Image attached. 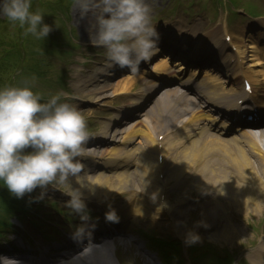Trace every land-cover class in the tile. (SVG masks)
<instances>
[{
  "label": "clouds",
  "instance_id": "clouds-1",
  "mask_svg": "<svg viewBox=\"0 0 264 264\" xmlns=\"http://www.w3.org/2000/svg\"><path fill=\"white\" fill-rule=\"evenodd\" d=\"M81 17L95 19L97 44L105 49L108 68H128L136 73L159 51L160 33L152 20L147 0H74ZM44 12L33 10V0H0V17L18 24L24 35L46 39L53 30ZM35 79V78H33ZM57 92L48 99L29 83L0 88V182L20 199L40 189L35 200L44 199L49 187L69 199L65 207L81 223L73 238H90L96 227L85 202L84 190L94 191L80 157L91 132L82 111ZM106 219L118 222L115 210ZM192 233L186 242L199 241ZM90 251V249H89ZM18 264L17 261H15Z\"/></svg>",
  "mask_w": 264,
  "mask_h": 264
},
{
  "label": "bare ground",
  "instance_id": "bare-ground-1",
  "mask_svg": "<svg viewBox=\"0 0 264 264\" xmlns=\"http://www.w3.org/2000/svg\"><path fill=\"white\" fill-rule=\"evenodd\" d=\"M90 26V25H89ZM91 29H84V33L87 37H92L94 39H97L96 37V26H90ZM91 41H96L93 39H90ZM239 48H243L240 45H238ZM242 51V50H239ZM166 65V63H165ZM182 70L184 67L181 68ZM93 80L91 78L89 81ZM130 81L125 83L124 90L125 92H128L129 90V85ZM103 86L100 87V91H105L107 90V86L104 84H101ZM211 86H209L210 89ZM218 87V86H217ZM96 89V86L93 87ZM213 99H216L219 97L220 94H218V91L216 89H213ZM123 91L121 93H123ZM223 91V90H222ZM107 97V96H105ZM104 97V98H105ZM176 104H179V101H176ZM170 112H172L173 109L171 107H168ZM199 122L202 121V118L199 117L198 119ZM182 127H185L186 130L189 133L188 137H192L195 133V123L190 124L186 121H183ZM252 131V127L249 128L248 130L245 131L244 135H248L249 132ZM145 136L150 137L145 145H142V150L140 152V155H142V161H141V166L138 167L135 171L130 168L124 167V163L127 162L129 159L128 156L132 154L134 156L135 151L129 150L125 152L124 158L116 161L113 164H110L111 167L119 169L120 174L115 177V179L110 180L109 177H105L106 180H101L105 181L104 183H101L100 178L102 177H96V178H87L88 180L91 181L93 185H96L94 188V191L97 193L98 197H101L104 194H112L115 196H118L120 198V195L125 193L128 188L132 185L131 182L136 181L135 183L140 185L141 189L142 186H145V189H148L146 191V194L148 196V202H145L144 205L139 203V206L137 209L140 207V213H142L144 216H149L148 212L146 211V208L148 206V203L151 198H154L153 192L158 195L159 197L161 196V193L164 191L165 194L169 193V196L166 198L167 201L170 199V192H176L175 194H179V192L185 193V192H191L198 190V182L195 180H190V177L187 175L188 173H191L192 175L198 177V178H203L206 180V182H215V192L216 195L219 197L223 196L227 189L229 187H242L244 190V195L239 196L236 193H234L231 198L233 199L234 203L236 206L239 205L240 211L242 213L244 212H251L253 214H261L264 212V203L263 199L264 198V147L256 142L254 140H247V149H240L235 146L231 147H225L222 150L223 154L225 153L227 157L229 158V161L235 162L237 165V171H239L238 177L236 179H232L227 182H220V177L219 178H213L212 175L214 174V171L211 170V173H208L210 170V162L208 157L211 155L212 151H215L216 148H212L215 146L214 141H212L203 144L200 147L192 148L189 149L188 147L185 149V151H181L180 145L177 141H175L174 145L169 147L164 148L162 152L159 150L157 138H155V134L153 133L152 135L150 132H144ZM132 135H136V132H132ZM262 138L260 141L264 143V132L261 133L260 135ZM171 151V153H169ZM219 151V150H217ZM161 154L163 155V162L165 163L168 158L171 159V164L168 162L166 163L168 165L167 169L165 166H159L158 163V155ZM118 158L121 156L120 154H114ZM130 160V159H129ZM194 160V161H191ZM109 162H112V159H109ZM173 163H175V166H171ZM189 164V165H188ZM104 168L110 167V166H105L103 165ZM138 166V165H137ZM190 166V169L188 167ZM96 169V166H95ZM158 169L163 171L164 174V184L165 187L162 188L158 184V178H157V172ZM170 174H168V172ZM133 172V173H132ZM172 175H178V177H183V180L178 182V179ZM170 177V178H169ZM204 177H207L205 179ZM170 179H174V184H170ZM108 181H112L114 183V189H110L109 186H106ZM246 181L249 182V185H247ZM239 182L241 184L239 185ZM195 183V184H193ZM133 187V186H132ZM161 188V189H160ZM150 189H153L151 192ZM117 197H107L106 201L108 200H116V201H122L121 204H119L115 208H121L125 209L126 212L130 213L134 208H136V203H133L132 206V198L128 196L127 198L124 199H118ZM234 205V204H233ZM173 206L179 208L176 204V200L173 202ZM145 208V210L143 209ZM136 209V210H137ZM152 211H156V205H152L150 208ZM178 210V209H177ZM122 211V210H121ZM119 211V212H121ZM173 220L176 219L175 216H171ZM264 243V241H263ZM109 251L104 250L99 252L98 258L94 257L92 261L89 262V264H112L111 260L106 256ZM259 257L262 259V263L258 264H263L264 262V249L259 253Z\"/></svg>",
  "mask_w": 264,
  "mask_h": 264
},
{
  "label": "rangeland",
  "instance_id": "rangeland-1",
  "mask_svg": "<svg viewBox=\"0 0 264 264\" xmlns=\"http://www.w3.org/2000/svg\"><path fill=\"white\" fill-rule=\"evenodd\" d=\"M33 1H34V5L35 4L39 5V4L42 3L39 0H36V2H35V0H33ZM47 2H48L47 0H44L43 5H46ZM194 4H195V2H193L191 0L183 1V5H186L187 7H190V8H194L196 6ZM48 7L49 8L44 13L45 14L44 22L49 24V25L51 24L52 29L55 28V27H59L61 29L64 28L65 23L64 22L62 23V20L64 19L63 15H64L65 9L62 10L59 7H55V6H53L51 8H50V6H48ZM73 10H74V8H72L71 11H69V12L66 10L65 14H66V17H67L68 21H74ZM54 16H56L59 20L58 21L55 20ZM55 31H57V30H52V32H55ZM32 37H34V36H32ZM35 39L38 40V42L40 43L42 52L48 53L50 56L55 57L56 58V62L59 61L65 67H68V68L71 67V61H70L71 58H69L67 56H61L60 57V55L62 53V50H63L61 44L64 45L62 40H59L58 38H55V37H51L50 35H48V37L46 39H37V38H35ZM6 56H7V54L3 53L1 51V48H0V71L4 67L7 68V66H10V67H13V68L17 67V64H16L15 61H13L11 63H7V61L5 60ZM60 72L67 74V72H65L63 69H61ZM0 78L3 79L4 78L3 75H0ZM15 79H19V78H15ZM28 83L32 87L36 86L42 92H44L46 90V87L49 86L48 83H45V82H43V80H40V79L37 80L36 83H33V82H28ZM17 85H18V83H17ZM19 85L22 86L24 84H23V82H20ZM130 191H131V189H130ZM128 196L129 195H124L122 197H128ZM141 196L142 195H139L138 197H141ZM195 197H197V196H195V195L193 196L194 200H195ZM143 198L144 197H142V199ZM201 216H202L201 212L198 213L197 211L192 209V214L187 213V216L184 217V219L183 218L180 219V221H181L180 225H182V229H183V231L181 232L183 237L180 234H178L180 240H184L185 244H186L187 243L186 242L187 237L190 234L195 233V234H198L200 239L205 236V238H206L205 241L210 242V243H214V241L216 240V242H219L222 247L227 248L225 246L226 244L222 241V238L220 237V234L217 233V230L215 232L211 231V223H213L212 219H210V217L208 218L207 214H206L205 218L204 217L202 218ZM166 226L168 227L167 230L169 231V227L171 228L172 224H171V226L166 224ZM243 227L244 228L239 229V233H234L232 231V229H230V232L232 233V235H231L232 242H234L240 250L245 249V247L248 245V241L252 240V237H250V234L248 236L246 234V233L250 232L249 228H251V229H253L255 231H258L256 228L251 227V226L245 225ZM151 230H153V229H151ZM166 236L170 237L172 239H175L174 236H172L170 234L163 235L162 237L164 238ZM209 240H212V241H209ZM239 241L241 242V245L237 244ZM186 247H187V245H185L183 247L184 251H185ZM120 249H123L122 251H120L121 255H122L121 256L122 264H165L164 261H158L157 259H154V260L153 259H149L148 260L144 256H142V257L138 256V255L136 256V254H134L132 252H129L130 249L128 248L127 245H122ZM234 255H236V251H235ZM188 256L189 255L187 254L186 257H188ZM236 259H237V256L234 258V260H236Z\"/></svg>",
  "mask_w": 264,
  "mask_h": 264
}]
</instances>
